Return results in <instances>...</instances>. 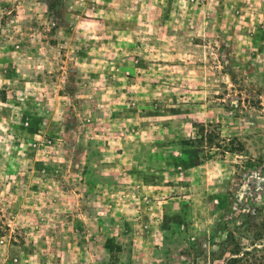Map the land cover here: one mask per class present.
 Returning a JSON list of instances; mask_svg holds the SVG:
<instances>
[{
	"label": "rangeland",
	"instance_id": "374dc122",
	"mask_svg": "<svg viewBox=\"0 0 264 264\" xmlns=\"http://www.w3.org/2000/svg\"><path fill=\"white\" fill-rule=\"evenodd\" d=\"M263 219L264 0H0V264H224Z\"/></svg>",
	"mask_w": 264,
	"mask_h": 264
},
{
	"label": "trees",
	"instance_id": "16d2710c",
	"mask_svg": "<svg viewBox=\"0 0 264 264\" xmlns=\"http://www.w3.org/2000/svg\"><path fill=\"white\" fill-rule=\"evenodd\" d=\"M210 141V140H208ZM186 145H189L188 141H184ZM261 228L264 230V219L262 220ZM250 227V225H249ZM254 229H249L248 232L252 233ZM251 247V248H250ZM264 249V244L261 246ZM258 252L257 247H255V243L251 244L248 247H244L243 251H238L235 257H230L226 259L224 264H264V254L257 255Z\"/></svg>",
	"mask_w": 264,
	"mask_h": 264
}]
</instances>
